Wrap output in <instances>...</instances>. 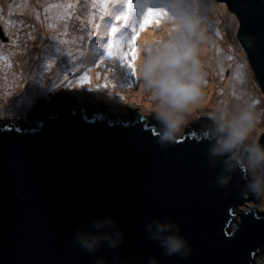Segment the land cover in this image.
I'll return each mask as SVG.
<instances>
[{"label": "water", "instance_id": "95a60500", "mask_svg": "<svg viewBox=\"0 0 264 264\" xmlns=\"http://www.w3.org/2000/svg\"><path fill=\"white\" fill-rule=\"evenodd\" d=\"M216 1L237 18V38L264 94V0ZM0 39L8 42L1 26ZM86 111L60 97L0 121V264H93L72 237L108 218L115 229L107 230L122 231L124 244L97 253L106 264H143L149 256L160 264H257L264 204L245 196L244 145L225 164L210 153L222 134L205 117L162 146L157 127L139 115L108 120ZM257 132L264 143V123ZM221 176L230 178L227 196ZM157 219L178 223L190 258L162 256L147 239L145 225Z\"/></svg>", "mask_w": 264, "mask_h": 264}, {"label": "rangeland", "instance_id": "374dc122", "mask_svg": "<svg viewBox=\"0 0 264 264\" xmlns=\"http://www.w3.org/2000/svg\"><path fill=\"white\" fill-rule=\"evenodd\" d=\"M133 1L137 2L140 8L132 7V12L130 3ZM149 3L153 5L152 0H0V26L8 38V42H2L0 39V118L8 116L9 118H3V120H15L27 115L28 113H24L25 110L31 113L37 109L40 102L44 101V105L51 103L57 95L61 94L69 102H72V99H77L78 103L88 102L95 106L110 105L109 109L115 117L124 116L123 119H126L131 109L138 110L139 114L149 116L153 105L148 93L142 90V82L137 74V63L142 53L150 50L146 49L145 45L159 43L170 32L173 27L171 14L168 13L166 16L149 15L143 21L144 29L147 31H142L137 35L138 45L136 48H134L136 42L132 41L130 45L128 41L130 38H124L125 34L131 35L132 33L126 32L120 27L124 24L126 27L131 26L132 30L135 28L137 32L141 31V16L144 12L141 7H152ZM199 3L203 5L202 12L208 23L210 35L209 41L204 45L205 48L201 49V52L204 51L203 55L200 53L201 59L207 65L206 70L209 71V64H219L223 58L222 63L227 62L226 67H223L222 70V76H226V81L230 83L242 81L244 84L250 85L252 93L257 98V111L264 109V98L252 78L250 64L236 38L238 30L236 19L228 12L225 5L216 0H200ZM5 4L7 5L6 10ZM123 7L124 10H122ZM154 8L157 6L154 5ZM210 9H215L216 13L207 18ZM132 13L137 15L132 16ZM39 14L45 15L44 19L40 18ZM123 17H127V20ZM157 20H159L157 23L154 22ZM44 22L48 26L53 24L54 29L46 31L42 35L38 29L41 28V25H44L45 29ZM113 28L117 29L115 33L112 32ZM89 29L91 37L88 35ZM148 30L156 31L149 34ZM56 32L61 33L60 35L69 33L67 37L78 40L76 46H71L73 53L82 50L84 52V49L88 51L91 58L88 69L83 63H76V59L64 53L57 55L56 58L61 61L46 71V73L49 72V75L45 78V85L44 77H39L38 80H41L42 83L38 85L23 75L24 80L17 78L18 84L23 83L19 87L13 85L14 77L9 78L12 83L3 80L9 73L24 72L25 65L21 64L20 60L26 52H34L37 55L42 53L43 55L50 53L51 50L54 54L59 53L60 50L55 43L57 36L54 35L51 39V35ZM120 33L122 36H116ZM41 35L44 38V52H40L39 49H27L29 45L37 46ZM62 38L61 41L65 44V39ZM123 39L124 44H120ZM225 41L232 43L235 50L233 54L228 53L231 52L227 50L229 44L225 49H220L221 42ZM110 43H115L111 49V56L108 54ZM214 43L218 44L216 52ZM126 47L129 48V51ZM130 47H132L131 50ZM96 53L100 59L98 56L95 57V62L93 61L92 64V58ZM120 53H124V59H121ZM218 54L221 56L218 57ZM81 58L83 59V57ZM38 60L37 57L31 59L30 67L36 68L39 64ZM129 64L132 65L131 68L128 67ZM116 70L120 72L118 77H116ZM166 71L167 69L161 67L158 73L162 76ZM210 81L211 77L208 74L202 89L204 94ZM45 86H48L47 90H44ZM216 93L217 91L213 93L212 100ZM128 95L134 96L132 99L135 103L130 102L132 99L129 100ZM205 98L206 95L203 100ZM32 101L37 104L28 111ZM201 102L193 105L192 112L187 115L188 124L184 127L182 134L197 119L205 117L209 121L213 120L206 115V113L214 111L210 97L203 104ZM197 108L199 112H195ZM258 122L257 125L264 123V112L259 114ZM255 260L257 264H264V252Z\"/></svg>", "mask_w": 264, "mask_h": 264}, {"label": "clouds", "instance_id": "9594fccd", "mask_svg": "<svg viewBox=\"0 0 264 264\" xmlns=\"http://www.w3.org/2000/svg\"><path fill=\"white\" fill-rule=\"evenodd\" d=\"M167 4L173 27L159 43L145 45V48L150 50L144 51L137 63V74L142 82V90L148 93L153 105L151 112L148 116L131 109L126 118L137 122L136 116L139 115L141 120L148 121V125L157 127L159 135L156 142L162 146L173 144L176 139L183 138L182 131L188 124L187 115L192 112L193 105L199 104L204 98L202 89L208 72L200 53L210 39L208 23L202 12L203 5L198 3V0H167ZM234 18L239 29L238 20L235 16ZM245 54L250 64L248 55L246 52ZM161 67L167 71L162 76H158L156 73ZM252 78L264 98L254 74ZM60 97L64 95H57L51 103L56 99L59 100ZM235 99V104L220 103L214 107L213 112L206 113L213 119L210 122H215L217 132L222 134L211 147L210 153L213 156L226 157L224 163L228 164L236 159L234 150L244 145L248 160L245 171L249 174L245 181V196L264 204V143H261L258 132L255 136L252 135L259 121V114L264 112V109L258 112L256 100L250 96L239 94ZM74 102L78 103V100L72 99L70 103ZM43 103L44 101L40 102L37 109ZM36 104L31 103L28 111ZM78 104L87 110L94 106L98 109L95 115L100 118L102 116L108 120L124 118V116L115 117L108 103L106 104L109 106L105 104L95 106L88 102ZM99 107L106 110L101 115ZM0 121L6 120L0 118ZM229 183L230 178L224 176L218 181V187L224 189V196L229 194L227 191ZM208 184L211 186L212 182L208 181ZM109 228L115 229V221L111 218L104 221L94 220L90 231L78 230L73 235L72 243L84 254L94 257L93 264H106V258L97 256V253L105 247L116 250L124 244L123 232L119 229L108 231ZM145 232L148 240L158 244L162 256L188 259L193 253L189 240L174 220L165 222L153 220L145 225ZM256 257L253 256V259L255 260ZM143 264H160V261L156 256H149L143 260Z\"/></svg>", "mask_w": 264, "mask_h": 264}, {"label": "bare ground", "instance_id": "6f19581e", "mask_svg": "<svg viewBox=\"0 0 264 264\" xmlns=\"http://www.w3.org/2000/svg\"><path fill=\"white\" fill-rule=\"evenodd\" d=\"M199 2H200V0H198V3ZM4 8H5V10L7 9L6 4L4 5ZM209 13L210 14L207 15V18H210L212 15H214L216 13V10L210 9ZM39 17L44 19L45 15L42 16L39 14ZM43 24L46 25L45 29H44V25H41V28L38 29V31L40 30L42 35L44 34V32L46 33V31L49 32V31H52L54 29L53 24L49 25V26L45 22ZM100 30H101V28H100ZM68 32H70V31H68ZM88 32H89V34H88L89 37H91L90 29L88 30ZM60 34L61 33L56 32L55 34L51 35V39H53L54 35L57 36L55 43L58 45L57 47L60 50L59 53L54 54V52H52L51 50L49 51L50 53L43 54V55H42V53L37 55L34 52H26L20 60V63L25 65L24 72H17L16 74H10L9 73V74H7L8 77L6 76V79H3V80L6 82L8 81L9 83H12V81H10L9 78L14 77L15 80H14L13 85H15L16 87H19L23 83L21 82L18 84L17 78H22V80H24L23 75H24V77L27 76L28 79L32 80V82L37 83L38 85L42 83L41 80L40 81L38 80L39 77H42V78L44 77V85H45L46 84L45 78H46V76L49 75V72L46 73V71L49 70V68L51 66L57 64L58 61L60 62L61 60L56 58V56L59 54H64V53H66L71 58L76 59V63H83L85 68H88L89 67L88 63H90V60H91L90 56L88 55V51L84 49V52L82 50L80 52L76 51L73 53L71 46L72 47L76 46V43L78 42V40H75L74 38L67 37L69 35V33L68 34H62V35H60ZM42 35H41L40 41H38L37 46L29 45L27 47V49H30V50L39 49L40 52H44V38ZM62 37H64V39H65V44H63L61 41V39H63ZM96 40H98V39H96ZM100 42L102 43V41H100ZM228 44H229V46H228ZM213 45H214L215 52H216L218 44L214 43ZM221 46L222 47H220V49L221 48L225 49L228 46L227 50L231 51L228 53L233 54V52L235 51L231 42L230 43L228 41L221 42ZM203 48H205V46ZM203 53H204V51L201 52V55H203ZM217 56L220 57L221 55L218 54ZM36 57L39 59L38 60V62H39L38 66L36 68L30 67V65L32 64L31 59H34ZM81 57H83V59ZM218 57H217V60H218ZM222 61H223V58L219 64H217V63H214V65L212 63L209 64V71H207V72H208V74H210L211 81L209 82L208 88L205 92V95H206L205 100L210 97V103L213 105V107H215L216 105H218L220 103H227L230 105L235 104L236 103L235 97L239 94L250 96L251 98H253L257 101L255 94L252 93V91H251L250 85H246L242 81H236L233 83L226 81V79H225L226 76L225 77L222 76V70L226 67L227 62L224 61L222 63ZM37 69H38V71H36ZM41 69H43V70H41ZM41 71H44V72L41 73ZM38 73H39V75H38ZM157 75L160 76L159 73ZM118 76H120V72H118V70H116V77H118ZM25 82H28V80H25ZM216 86H219V87L217 88ZM47 87L48 86H45L44 90H47ZM40 90H42V89H40ZM215 91H217V93H216L215 98L212 100V96H213V93ZM127 97L130 100L134 96L128 95ZM205 100H203V102H201V103L203 104ZM130 102L135 103V101L133 99ZM195 112H199L198 108L196 109Z\"/></svg>", "mask_w": 264, "mask_h": 264}, {"label": "snow or ice", "instance_id": "6c2138e0", "mask_svg": "<svg viewBox=\"0 0 264 264\" xmlns=\"http://www.w3.org/2000/svg\"><path fill=\"white\" fill-rule=\"evenodd\" d=\"M149 15L166 16V15H168V11L165 8H152L150 6L149 7H146L144 9V12L142 13V16H141V27H140V30L141 31H143L144 30V27H145L143 21L145 19H147V17ZM123 18L125 20H127V17H123ZM116 31H117V29H115V28L112 29V32L113 33H115ZM136 38H137V30L135 28H133V35L131 37V40L129 41V44L131 45V42L134 41ZM108 48H109V53L108 54H109V56H111L112 55V51H111L112 45L109 44L108 45ZM130 50H131V48H130ZM120 56H121V59H124V53H120ZM128 67L131 68L132 65L129 64ZM133 74H135V72H133Z\"/></svg>", "mask_w": 264, "mask_h": 264}, {"label": "trees", "instance_id": "16d2710c", "mask_svg": "<svg viewBox=\"0 0 264 264\" xmlns=\"http://www.w3.org/2000/svg\"><path fill=\"white\" fill-rule=\"evenodd\" d=\"M156 1H157V0H156ZM155 42H156V41H155ZM70 79H71V77H70ZM86 105H88V104H86ZM92 107H93V108H90V109H92L91 112H90V110H87L86 112H88V113L90 112V114H95V113H97V110H98V109H97V108L95 109L94 106H92Z\"/></svg>", "mask_w": 264, "mask_h": 264}, {"label": "flooded vegetation", "instance_id": "af4514ba", "mask_svg": "<svg viewBox=\"0 0 264 264\" xmlns=\"http://www.w3.org/2000/svg\"><path fill=\"white\" fill-rule=\"evenodd\" d=\"M23 105H25V104H23ZM28 107H29V105H28ZM41 107L44 108V103L41 105ZM24 113H27L26 110H25ZM3 118H9V117H8V116H5V117H3ZM3 118H1V119H3ZM11 119H15V118H11Z\"/></svg>", "mask_w": 264, "mask_h": 264}]
</instances>
